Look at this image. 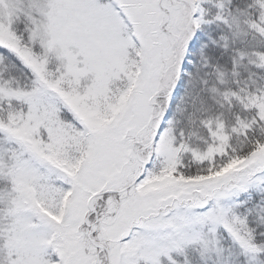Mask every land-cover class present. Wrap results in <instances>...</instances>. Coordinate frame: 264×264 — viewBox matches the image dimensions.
Returning a JSON list of instances; mask_svg holds the SVG:
<instances>
[{
  "label": "snow or ice",
  "instance_id": "1",
  "mask_svg": "<svg viewBox=\"0 0 264 264\" xmlns=\"http://www.w3.org/2000/svg\"><path fill=\"white\" fill-rule=\"evenodd\" d=\"M0 264H264V0H0Z\"/></svg>",
  "mask_w": 264,
  "mask_h": 264
}]
</instances>
